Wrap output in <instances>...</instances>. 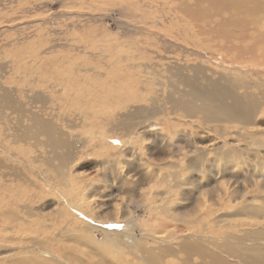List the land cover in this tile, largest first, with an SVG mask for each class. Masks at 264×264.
Here are the masks:
<instances>
[{"label":"rangeland","instance_id":"374dc122","mask_svg":"<svg viewBox=\"0 0 264 264\" xmlns=\"http://www.w3.org/2000/svg\"><path fill=\"white\" fill-rule=\"evenodd\" d=\"M238 97L251 122H219ZM263 162L264 0H0V189L28 190L0 207L15 223L54 228L88 262L108 239L128 258L123 244L168 231L221 242L256 231L228 222L264 202Z\"/></svg>","mask_w":264,"mask_h":264},{"label":"bare ground","instance_id":"6f19581e","mask_svg":"<svg viewBox=\"0 0 264 264\" xmlns=\"http://www.w3.org/2000/svg\"><path fill=\"white\" fill-rule=\"evenodd\" d=\"M223 91L224 90H221V92ZM193 94L195 96L197 95L196 92ZM225 104V102H220L216 107L218 112H214L213 114L219 122H237L238 116L251 122L256 112V105L249 99L238 97L228 108L223 106ZM192 110H195L194 103L190 106V111ZM62 146L66 147L67 143L62 141ZM233 147L234 146L231 145V148ZM229 151V159H224L220 154L221 152L218 151L216 153L215 163L220 167L230 166L234 169L240 164L243 165V167L250 165V162L246 161L247 159L245 156L241 154L234 155ZM65 155L68 157L70 154L66 153ZM204 159L203 155L199 156L200 162L203 163ZM191 164L192 166H200L202 176L204 175L203 166L200 163L191 162ZM131 167H133V165ZM193 168L196 170L195 167ZM208 175L211 174L209 173ZM1 189L3 190L2 186ZM1 189L0 207L9 205L10 208H14L19 203L18 199L14 196H25V193L28 191L23 185L12 187L9 184L8 190H11V199L5 200V197L1 194ZM31 195L36 196L34 193ZM198 203L197 207L201 210L205 204V200L203 202L198 201ZM263 203L264 202L259 204L260 207H257L256 210H251L247 207H239L230 214L232 220L229 221L228 224L234 225L235 223H233V220L235 219L236 221L240 219L239 224L234 225L235 227L243 226V229H253L256 231H245L240 236L238 234H236L237 236H225L221 234L220 238L223 239L221 242H209L200 237L191 239L186 233L184 234L183 240L176 243L174 241L172 243L170 241L167 242L166 239H172L178 232L168 231L166 232L167 237L165 239L162 237L161 239H154L151 241L154 244H144V242H142L136 250L132 252L127 244H123L126 252L134 254L132 258L125 256L123 248H120L113 239H108L103 243H98L103 251L98 252L93 249L89 250L91 254L99 257L93 262L87 261L90 260L91 257L84 258L78 255L74 251V245L71 246L68 245L67 242L59 240L54 228L48 230L43 223L33 224L27 222V220L23 218H21L23 222L15 223L16 219H18V213L15 214L11 209L13 215L10 214L6 217L0 211V248H7L9 252L8 256L0 258V264H174L173 262H176L177 258L181 261V264H201L198 263L200 261L212 262L213 264H264ZM4 216L5 218H3ZM195 218L198 220L205 218V216L201 211H198ZM74 234L68 233L67 236L70 237ZM83 236L84 239L80 243L81 245L92 240L88 234H83ZM246 237H249L250 240L245 239ZM141 254V258H138ZM168 257H171L172 260H168Z\"/></svg>","mask_w":264,"mask_h":264}]
</instances>
